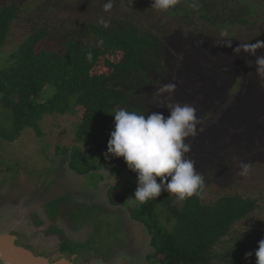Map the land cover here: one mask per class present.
I'll list each match as a JSON object with an SVG mask.
<instances>
[{"label":"rangeland","instance_id":"rangeland-1","mask_svg":"<svg viewBox=\"0 0 264 264\" xmlns=\"http://www.w3.org/2000/svg\"><path fill=\"white\" fill-rule=\"evenodd\" d=\"M10 2H16L21 8L25 5L32 8L29 14L22 9L21 17L12 23L2 54L14 51L28 35L33 24L40 22V19L44 21L54 17L62 22L66 19L102 18L103 13L112 16L127 13L125 10L121 12L125 5L117 4L116 0H0V5ZM252 4L257 8L254 17L249 19L256 22L253 27H232L223 31L202 24L198 25V32L183 26L177 29L169 24L165 15H154L147 7L134 9L132 12L138 25L164 42L162 66H165V71H161L153 85L154 90L147 95L148 102L145 105L149 107L148 112H159L167 117L169 112L165 106L169 103L189 104L196 109L201 102L207 100L224 109L214 107L215 122L206 121L210 127L200 126L205 123L198 125L196 136L187 138L186 143L191 148L186 156L194 161L196 170L204 178L205 202H211L232 190L245 195L252 194L259 199L262 212L254 218V223L262 227L264 73L257 70L255 57L264 55V47L252 49L243 46L264 41V7L259 0L252 1ZM193 18L195 20L196 16ZM238 45L241 47L234 51ZM44 46L50 47L51 44L46 43ZM119 58L120 54L103 50L90 74H108L112 63ZM174 59L173 66L169 62ZM1 66L0 62V68ZM236 79L238 80L235 81ZM169 83L175 85L173 93L165 90L164 86ZM228 88L233 91L232 95L228 93ZM10 97L13 98L12 95ZM234 101L233 106L230 103ZM5 118L6 114L0 110V134L10 130ZM77 123L78 117L70 113L64 116L45 115L38 124L39 135L28 128L21 131L13 142L0 138V232L17 231L25 235L27 241H31L32 237L27 234L31 229L27 224L32 221L35 227L37 222H48L44 211L47 202L76 193L77 189L82 192L87 189L97 192L96 188L99 187L103 198L101 202L107 203L106 191L118 179L108 177L104 168L94 169L92 165L98 163L90 158L94 150L89 147L84 150L89 164L84 168L92 167L91 171L79 176L70 166L69 151L75 145ZM95 156L100 159L98 154ZM241 161L251 165L245 176L239 175ZM81 166L79 163L74 165L80 170L83 169ZM47 188L50 189L46 192ZM99 192L88 193L91 198L88 202L100 203ZM69 196L75 199L79 197L77 193ZM109 196L113 202L123 203L125 210L129 205L135 206V202L122 197L117 190L109 191ZM96 207L73 212L70 222L91 220L95 224V230L92 235L84 228L75 232L73 238L66 236V239L83 244L67 243V249L72 248L77 253L87 251L84 253L86 258L105 252L109 257L105 260L109 264H159L161 257H154L149 261L147 259L152 249L150 250L149 235L143 224L131 220L123 209L112 213ZM46 210L50 220L57 215V210L50 206ZM60 226L65 228L62 222ZM32 242L35 243V240ZM89 261L91 264L98 263L95 259Z\"/></svg>","mask_w":264,"mask_h":264},{"label":"trees","instance_id":"trees-1","mask_svg":"<svg viewBox=\"0 0 264 264\" xmlns=\"http://www.w3.org/2000/svg\"><path fill=\"white\" fill-rule=\"evenodd\" d=\"M252 1L176 0L169 9L156 10L151 8V0H116L125 5L121 12L127 13H103L102 18L91 20L40 19L10 54L1 51L12 23L21 17L22 9L29 14L32 7L3 3L0 110L6 114L10 130L2 132L0 138L13 142L28 128L39 135L38 124L43 116L73 114L78 123L75 145L69 151L70 166L80 176L91 171L92 167L84 168L89 165L84 150L91 148L94 153L90 158L98 161L92 165L94 169L104 168L108 177L118 179L108 191L115 189L122 197L133 198L136 174L128 169L123 158L105 157L114 128L111 114L117 108L147 113V95L154 90L165 66L164 42L138 25L132 10L147 7L154 15H165L177 29L183 26L198 32V25L202 24L223 31L254 26L256 22L249 20L257 10ZM259 1L264 7V0ZM46 43L51 46H44ZM103 50L120 54V58L112 63L108 74L92 76L90 72ZM174 62L175 59L169 63L174 66ZM228 93L232 95L233 91L228 88ZM212 102L207 100L197 106V116L201 114L198 125L205 123L200 126L210 127L206 121L215 122L214 107L219 105ZM235 102L230 104L234 106ZM75 163L83 169L75 168ZM237 191L222 194L211 202H205L203 194L180 201L162 192L156 199L143 204L135 202L134 207L129 205L126 210L130 219L143 224L149 235L152 250L148 261L161 257L159 264H256L254 253L258 242L264 239V217H260L262 227L257 226L254 218L262 213L259 199Z\"/></svg>","mask_w":264,"mask_h":264},{"label":"clouds","instance_id":"clouds-1","mask_svg":"<svg viewBox=\"0 0 264 264\" xmlns=\"http://www.w3.org/2000/svg\"><path fill=\"white\" fill-rule=\"evenodd\" d=\"M175 2L176 0H151V8L167 10ZM240 47L238 45L234 51ZM243 47H264V41ZM87 58L90 61L91 54ZM255 64L257 70L264 73V55L256 56ZM164 87L168 93L175 91L172 83ZM165 108L169 112L167 117L159 112L143 113L125 108L114 109V114H111L114 117V128L110 133L105 157L123 158L128 169L136 174V190L133 198L128 200L139 204L156 199L162 192H167L180 201L192 196L202 197L203 194L204 178L196 170L194 161L186 156L191 148L186 140L197 134L199 118L196 109L179 102L169 103ZM250 167L249 163L241 161L239 175H247ZM117 203L119 202L115 206L128 215L123 205ZM254 255L256 264H264V239L258 242Z\"/></svg>","mask_w":264,"mask_h":264},{"label":"flooded vegetation","instance_id":"flooded-vegetation-1","mask_svg":"<svg viewBox=\"0 0 264 264\" xmlns=\"http://www.w3.org/2000/svg\"><path fill=\"white\" fill-rule=\"evenodd\" d=\"M68 167V166H67ZM98 187V186H97ZM99 188V187H98ZM96 188L99 192V189ZM50 188H47L46 192ZM53 190V189H51ZM76 192L79 197L77 199L70 197L72 194L76 193H70L67 195H63L61 197H56L54 200H50L47 202V204L44 207V211L47 213V219L48 222L45 224L42 222L35 223V227L32 225V221L27 224V227L30 230H28V236L32 237L31 241H27L25 235H22L20 232L17 231H4L0 232V234H8L13 235L15 238H17L16 244L20 247L25 248L26 250L30 251L35 256H38L39 258L41 256L46 257L50 262L59 261L60 259H64L69 262V264H91V261L89 259H95L97 264H109L108 261L105 260V258H108V254L105 252L101 255L92 254L90 251V254L93 255V257H85L84 253H77L72 248L67 249L66 244H73V245H83L82 242H76V240L72 239H66V236H69V238H73L75 232L82 231L84 228L89 230V233L92 235L94 233L95 224L90 220H86L84 222H70V217L73 214L74 211L77 210H85L87 208H91L94 206H97L96 209L98 210H104L107 212H117L121 210L120 208L116 207V203L113 202L112 198L109 196V191L107 189V203L101 202L103 200L102 196L99 192V201L100 203L92 204L89 203L90 196L89 194H94L97 192L92 191L91 189L84 190L83 192L81 189H77ZM82 193V194H81ZM66 198V199H63ZM81 199V202H80ZM61 200V201H59ZM71 201L73 204H71ZM75 202V203H74ZM111 206L109 209L108 206ZM47 206L52 207V209L57 210V215L54 217V219L50 220V216L46 210ZM102 208V209H101ZM121 213V212H120ZM123 218V217H122ZM60 222L65 224V228H61ZM88 234V233H87ZM32 240H35V243L32 242ZM65 245V248L63 247ZM84 257H81V255ZM133 256V254H131ZM0 264L1 263L0 261Z\"/></svg>","mask_w":264,"mask_h":264},{"label":"water","instance_id":"water-1","mask_svg":"<svg viewBox=\"0 0 264 264\" xmlns=\"http://www.w3.org/2000/svg\"><path fill=\"white\" fill-rule=\"evenodd\" d=\"M17 238L8 234L0 235V261L3 264H69L60 259L50 262L46 257L35 256L30 251L16 244Z\"/></svg>","mask_w":264,"mask_h":264}]
</instances>
